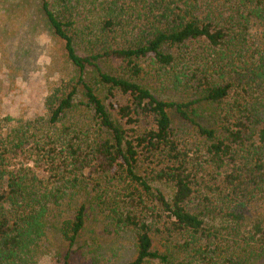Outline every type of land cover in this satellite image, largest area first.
Returning <instances> with one entry per match:
<instances>
[{
    "label": "trees",
    "instance_id": "obj_1",
    "mask_svg": "<svg viewBox=\"0 0 264 264\" xmlns=\"http://www.w3.org/2000/svg\"><path fill=\"white\" fill-rule=\"evenodd\" d=\"M38 1L72 75L0 123V264H39L49 237L55 264H97L100 223L132 239L126 264L262 259L264 25L229 23L264 0Z\"/></svg>",
    "mask_w": 264,
    "mask_h": 264
},
{
    "label": "rangeland",
    "instance_id": "obj_2",
    "mask_svg": "<svg viewBox=\"0 0 264 264\" xmlns=\"http://www.w3.org/2000/svg\"><path fill=\"white\" fill-rule=\"evenodd\" d=\"M210 8L215 10L212 9L216 16L221 13L225 19L231 17L224 2L213 4ZM92 20L93 16L85 19ZM238 20L239 18H232L229 24L238 29L245 25V35L253 36L263 28L264 13L262 19L253 17L248 21L242 20L239 24ZM119 42L124 44V40ZM117 64L119 63L109 62L107 66L114 69ZM150 65V68L158 66L155 63ZM71 69L65 62L63 43L53 38L44 24L38 0H0V123L4 124L5 118H10L8 122L13 124L18 119L27 120L41 115L44 112L43 99L49 87L68 79L72 75ZM150 79L163 87L155 75ZM116 95L124 101L122 95ZM31 164L30 161L29 165ZM50 208L48 212H62L63 209L56 206ZM99 227L96 234L89 238L90 241L98 242L97 238L101 237V242L107 248L99 257L97 264H126L133 256L130 236L127 234L116 236L113 232L109 234L108 230L105 231L108 228L104 223H100ZM155 242L157 247L162 249L164 240L156 239ZM47 243L49 248L39 251V264H55L57 253L55 251L59 249L60 244L56 239L52 244L50 237ZM79 259L81 257L77 255L76 260ZM158 263L154 260L148 264ZM73 264H76V261ZM86 264H91L89 258ZM256 264H264V256Z\"/></svg>",
    "mask_w": 264,
    "mask_h": 264
}]
</instances>
